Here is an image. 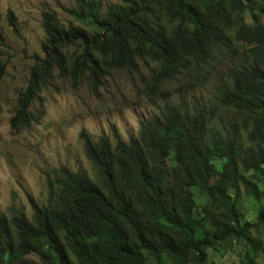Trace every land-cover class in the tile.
Listing matches in <instances>:
<instances>
[{
  "label": "trees",
  "instance_id": "obj_1",
  "mask_svg": "<svg viewBox=\"0 0 264 264\" xmlns=\"http://www.w3.org/2000/svg\"><path fill=\"white\" fill-rule=\"evenodd\" d=\"M75 1L66 12L80 25L43 14L46 58L20 92L14 127L30 123L52 67L76 83L89 73L98 90L103 71L143 63L150 99L181 78L185 93L129 141L115 127L113 140L83 130L96 176L63 166L47 201L31 199V216L0 213V264H214L227 254L264 263V0L258 10L253 0ZM219 58L230 64L204 103L191 92ZM244 197L259 203L254 217L239 209Z\"/></svg>",
  "mask_w": 264,
  "mask_h": 264
},
{
  "label": "rangeland",
  "instance_id": "obj_2",
  "mask_svg": "<svg viewBox=\"0 0 264 264\" xmlns=\"http://www.w3.org/2000/svg\"><path fill=\"white\" fill-rule=\"evenodd\" d=\"M88 1H98L103 9L120 2ZM250 4L258 10L256 0ZM73 8H76L75 0H0V69L3 68L0 82V213L11 214L13 208H20L31 216V199L37 204L47 201L50 182H56L63 166L93 179L96 168L86 154L81 137L83 130L93 139L107 136L113 140L115 127L120 137L129 141L138 136L141 121H149L163 103L176 102L185 93L181 78L167 83L170 91L165 97L158 94L150 99L145 86L150 73L143 63L137 70L103 71L98 90L89 73H84L76 83L70 74L63 76L57 67H52L45 74L43 85L36 88L35 101L28 111L30 123L14 127L11 121L16 115L20 92L28 86L35 65L46 58L42 49L46 40L43 14H53L65 27L80 25L66 12ZM9 12L15 15L18 32L8 19ZM245 15L249 23L253 22L247 11ZM76 50L74 46L67 48L70 59ZM229 64L219 58L215 63L216 71L207 75L208 80H197L195 84L199 87L191 94L204 103L210 100L218 75ZM68 69L67 66L64 72ZM238 207L254 217L259 203L244 197L238 201ZM234 258L228 254L216 255L213 261L214 264H232Z\"/></svg>",
  "mask_w": 264,
  "mask_h": 264
},
{
  "label": "clouds",
  "instance_id": "obj_3",
  "mask_svg": "<svg viewBox=\"0 0 264 264\" xmlns=\"http://www.w3.org/2000/svg\"><path fill=\"white\" fill-rule=\"evenodd\" d=\"M58 69V68H57ZM60 71V70H59ZM45 80V79H44ZM44 82V81H43Z\"/></svg>",
  "mask_w": 264,
  "mask_h": 264
}]
</instances>
